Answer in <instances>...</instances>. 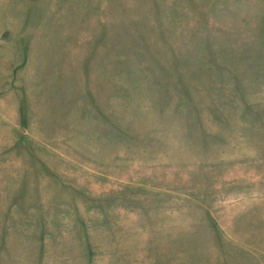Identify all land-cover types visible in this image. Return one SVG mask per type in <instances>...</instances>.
I'll list each match as a JSON object with an SVG mask.
<instances>
[{"label":"rangeland","instance_id":"374dc122","mask_svg":"<svg viewBox=\"0 0 264 264\" xmlns=\"http://www.w3.org/2000/svg\"><path fill=\"white\" fill-rule=\"evenodd\" d=\"M0 264H264V0H0Z\"/></svg>","mask_w":264,"mask_h":264}]
</instances>
